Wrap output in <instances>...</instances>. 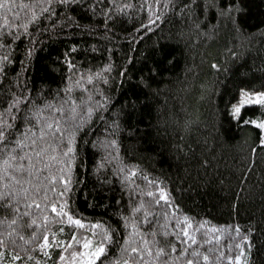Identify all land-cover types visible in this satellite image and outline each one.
Segmentation results:
<instances>
[{"label": "trees", "instance_id": "obj_1", "mask_svg": "<svg viewBox=\"0 0 264 264\" xmlns=\"http://www.w3.org/2000/svg\"><path fill=\"white\" fill-rule=\"evenodd\" d=\"M12 2L19 4L20 0ZM117 2L131 3L133 7L113 20L100 16L89 19L90 13L80 11L78 19L85 26L93 24L94 29H66L67 35L43 40L35 49L30 65L21 70L29 89L42 90L46 99L55 97L57 92L61 97L79 99L88 93L78 86L65 91L71 72L86 75L89 70L96 73L100 69L107 75L104 64L110 60L114 66L108 83L95 81L109 100L99 115L92 117L93 123L84 136L85 140L96 141V145L77 144L69 206L89 220L106 219L116 224L117 218L112 213L118 203L122 205L128 200L125 192L129 189L113 175L115 162L96 171L101 159L107 160L103 145L115 139L118 148L113 154L124 164L138 169L130 181L144 189L147 181L142 174H146L149 180L160 181L149 190L163 187L172 203L179 205L178 213L174 217L170 214L169 222L175 224L179 219L183 226V214H187L192 227L198 226L195 247L201 251L212 249L210 255L217 258L201 260L199 264H232L226 257L237 254L248 264H264V150L255 143V126L238 125L230 119L220 99L231 97L238 86L258 88L264 84V0H240L239 9L234 13L240 31L215 9L204 7L202 10L196 6L201 0H183L192 4L188 11L179 7L181 0H172L175 7L167 10L158 7L154 0ZM149 3L153 5L151 11ZM14 10L0 8V24L4 16L11 23L23 24L26 10L21 9L20 16H13ZM153 12L158 19L154 24H147L148 18H154ZM141 23L146 30H141ZM73 44L78 47L69 52ZM26 46L24 41L20 51ZM230 51L238 52L239 58L230 56ZM61 53H68L76 66L74 69L67 68ZM213 60L223 64L227 71L213 69ZM119 65L124 66L120 75L117 74ZM9 67L19 69V60ZM153 67L158 71L151 72ZM82 82L90 91L94 90L93 85ZM93 98L100 99V93L96 92ZM246 107L254 109L246 111V117L262 116L259 106ZM113 121L116 128L112 127ZM252 147L258 150L251 152ZM51 187L56 192L48 191V199L59 204L60 186L51 182ZM43 203L41 200V208ZM24 207L21 203V213ZM160 209H164V201ZM37 211L35 207L31 209L33 214ZM48 211L50 216L55 215ZM5 216L11 219L8 212L0 210V219ZM28 219L22 215V220ZM8 227L7 223H0V235L5 236L10 248L19 251L23 241L15 233L6 235ZM49 227L53 230L64 227L63 234L57 232L62 239L70 238L71 230L82 235L80 230L66 225L49 224ZM17 231L26 240L31 231H37L41 238L43 235L37 226H25L22 231L18 227ZM213 235L219 239L213 240ZM243 235L249 240H243ZM13 239L16 245L11 244ZM24 247L36 256L30 264H37V260L58 264L56 254L60 249H52V257H45L31 244ZM10 258L4 256L0 260Z\"/></svg>", "mask_w": 264, "mask_h": 264}, {"label": "snow or ice", "instance_id": "obj_2", "mask_svg": "<svg viewBox=\"0 0 264 264\" xmlns=\"http://www.w3.org/2000/svg\"><path fill=\"white\" fill-rule=\"evenodd\" d=\"M154 2L164 10L175 7L172 0H163V4L161 0ZM239 5L240 0H201V4L196 6L202 10L204 7L215 9L221 17L232 21L234 28L240 31L234 20V13L238 11ZM152 6L149 3L150 11ZM4 7L8 10L15 9L12 11L13 16H20L21 9L26 10L23 24L11 23L8 16H4L3 23L0 24V210L11 215V219L5 216L0 219V223L8 224L6 235L15 233L23 244L16 251L9 247L5 236L0 235V257H11L0 260V264H30L36 256L24 247L26 244H31L45 257H52V249H60L56 254L58 264H97L98 261L100 264H199L201 260L207 262L217 259L210 255L212 249L201 251L195 247L198 226L192 227V220L187 214H183V226L179 219L175 224L169 222L170 214L176 216L179 205L172 203L163 187L149 190L160 181L149 180L146 174H142L147 181L144 189L135 181H130L138 169L124 164L113 154L118 148L115 139L103 145L107 160L101 159L96 171L106 169L109 163L115 162L117 167L112 169L113 175L129 189L125 192L128 200L122 205L118 203L112 213L117 218L116 224L106 219L89 220L69 206V193L74 183L72 169L78 156L77 144L83 142L96 145V141L85 140L84 136L93 123L92 117L99 115V111L103 110L109 100L95 81L103 80L108 83L114 67L110 60L103 66L107 75L100 69L96 73L89 70L86 75L71 72L65 91L78 86L88 93L79 99L74 96L61 97L59 92L55 97L46 99L42 90L36 92L29 89L27 77L21 73L22 69L30 65L35 49L41 46L43 40L67 35L66 29H94L93 24L85 26L78 19L80 11L90 13L89 19L100 16L113 20L133 5L121 4L117 0H28L27 3L20 0L19 4L12 0H0V8ZM179 7L188 11L192 4L181 0ZM152 17L154 18L147 19V24H154L155 19H158L155 12ZM140 28L146 30L145 24L141 23ZM17 41L20 43L17 44ZM24 41H27V46L20 51ZM77 47L76 44L71 45L69 52L75 51ZM14 53H19V56H13ZM229 54L237 59L240 55L236 51H230ZM61 55L65 57L64 64L68 69L76 67L68 53ZM16 60H19V69L10 68ZM211 67L217 71H227L223 64L215 60L211 62ZM123 70L124 66L119 65L117 74H123ZM150 71L157 72L158 68L153 67ZM9 72L12 73L11 78ZM141 80L143 81V77ZM82 81L93 85L94 90L90 91ZM96 92L100 93L98 100L93 98ZM220 99L225 105V111L230 114V119H234L238 125L255 126V143L260 150H264V84L258 88L238 86L231 97L224 99L221 96ZM40 100L43 102H38ZM251 105L260 107L261 117L245 116L246 111H254L246 107ZM112 127L116 128L115 121L112 122ZM258 148L252 147L250 151L256 152ZM108 149L113 151H107ZM51 182L60 186L57 194L59 204L48 199V191L56 192L55 187L49 188ZM41 200L44 202L43 208ZM161 201H164V209L158 210ZM21 203L25 206L23 213ZM33 207L38 210L36 214L31 212ZM49 209L55 215L50 216ZM22 215L29 217L27 222L22 220ZM37 216H40L39 220ZM49 224L66 225L69 229L74 227L82 235L78 236L76 230H71L70 238L62 239L57 236V232L63 234L65 228L57 227L53 230ZM25 226H37L43 233L42 238L37 231H31L26 240L17 231L18 227L22 231ZM145 226H148L147 231ZM239 229L237 224V233ZM211 238L219 239L215 235ZM243 240L248 241L249 237L243 235ZM11 244L16 245V239ZM240 252L243 253L244 249L241 248ZM226 259L232 261V264H248L247 260H242L241 254L234 257L228 255ZM37 264L45 262L37 260Z\"/></svg>", "mask_w": 264, "mask_h": 264}]
</instances>
